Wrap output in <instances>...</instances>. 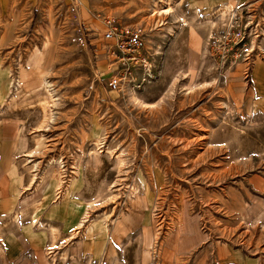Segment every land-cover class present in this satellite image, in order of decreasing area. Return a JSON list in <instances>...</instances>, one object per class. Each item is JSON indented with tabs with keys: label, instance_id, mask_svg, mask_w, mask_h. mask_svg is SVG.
<instances>
[{
	"label": "rangeland",
	"instance_id": "obj_1",
	"mask_svg": "<svg viewBox=\"0 0 264 264\" xmlns=\"http://www.w3.org/2000/svg\"><path fill=\"white\" fill-rule=\"evenodd\" d=\"M263 263L264 0H0V264Z\"/></svg>",
	"mask_w": 264,
	"mask_h": 264
},
{
	"label": "built area",
	"instance_id": "obj_2",
	"mask_svg": "<svg viewBox=\"0 0 264 264\" xmlns=\"http://www.w3.org/2000/svg\"><path fill=\"white\" fill-rule=\"evenodd\" d=\"M103 39L113 42L114 53L118 56V62L122 67L119 74L108 80L107 86L110 90H118L121 81L132 79L130 70L138 67L143 73H147L150 64L141 51L143 50V38L141 34L132 28L122 25L118 19L106 17L103 19ZM134 83L133 80L128 84Z\"/></svg>",
	"mask_w": 264,
	"mask_h": 264
},
{
	"label": "crops",
	"instance_id": "obj_3",
	"mask_svg": "<svg viewBox=\"0 0 264 264\" xmlns=\"http://www.w3.org/2000/svg\"><path fill=\"white\" fill-rule=\"evenodd\" d=\"M210 1H213L215 2V4H222V3H225V2H232L234 0H210ZM21 251V250H20ZM7 252V257L10 258V257H13L15 255V253H12L11 250L7 249L6 250ZM264 264V263H263Z\"/></svg>",
	"mask_w": 264,
	"mask_h": 264
},
{
	"label": "bare ground",
	"instance_id": "obj_4",
	"mask_svg": "<svg viewBox=\"0 0 264 264\" xmlns=\"http://www.w3.org/2000/svg\"><path fill=\"white\" fill-rule=\"evenodd\" d=\"M229 8V7H228ZM227 9V8H226ZM126 222V221H125ZM120 227H124V226H122V225H120Z\"/></svg>",
	"mask_w": 264,
	"mask_h": 264
}]
</instances>
